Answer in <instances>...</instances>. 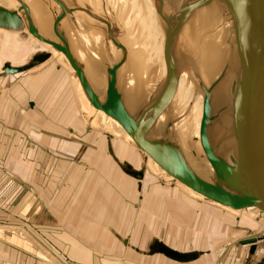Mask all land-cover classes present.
Masks as SVG:
<instances>
[{
    "label": "crops",
    "instance_id": "crops-1",
    "mask_svg": "<svg viewBox=\"0 0 264 264\" xmlns=\"http://www.w3.org/2000/svg\"><path fill=\"white\" fill-rule=\"evenodd\" d=\"M242 12L243 15H246L245 9H242ZM100 33L103 34L102 31ZM101 38L102 40L95 38L97 42L90 44V47L98 49L97 54L101 53L103 57H107L105 47L108 44L105 45L103 37ZM88 41L86 40V46L91 42ZM76 46L72 51L76 49ZM70 47L71 45L68 48ZM73 54L76 61H79L78 66L81 73L89 82L97 86L99 82L95 78L98 77L94 72L97 73L98 70H102L100 72L104 73L103 66L97 70L104 59H101L99 55L97 57L98 63L95 62L98 66L94 69L88 57H85L82 52ZM120 56L124 57V54H120ZM91 57L93 60L94 57L92 55ZM48 63L52 67L46 64L38 71L31 72L32 74L30 73L25 77L9 78L5 82L0 80V217L1 215L4 217L0 218V222L12 223L10 222L12 217L17 215L22 218L25 217L26 222L21 223V225L24 228L26 227V230L32 229L37 234L42 249L59 256L68 254L70 255V261L75 264H89V257L82 256L77 252V247L84 249L83 252L88 251L93 255L99 254L100 251H107L108 246L106 247L99 241L101 238L120 240L124 249L131 240L130 245L142 246L141 249H138V253L155 256L152 259H158L162 263L165 261L163 262L156 255L164 254V256H167L168 264H188L194 261L199 262L198 260L205 262L208 259L205 257V251H199V248L181 249L177 245L173 247L170 239L165 240L162 238L166 242L164 243L157 234L146 231V227L137 224L138 220L136 221V219L143 208L145 209L144 212H148L146 207H150L149 210L156 217L162 216L157 213L159 210L163 214L161 219L157 218L159 227L163 226V230L173 232L171 235L168 233L170 238L175 239L173 243L176 244L177 241L183 240L188 244L190 235L187 225L200 212L199 209L202 206L208 207L206 211L222 209L210 204L206 205L204 202H194L187 193L200 195L189 188H185L187 192L179 191L178 185L173 179L171 180L176 184L174 182L163 184L160 181H165L166 176L155 174L156 176L153 177L151 166L150 171L147 170L148 174H144L145 171L142 173L144 166L140 168V165H143L144 161L145 163L148 162L146 152L143 156H138L136 148L131 146L127 137L123 135L121 125L114 120H107L105 115L100 116V113H95L93 115L95 116L94 124L88 122L91 125H86L83 128L84 132L89 135L87 139L77 136L76 114L72 104L66 103L62 99L66 98L61 93V87L64 86L63 83L60 84V81L63 82V77L62 73L56 68L67 69L69 72L68 77L69 74H72L77 92L83 98L80 100L82 107L86 104V101L74 78V71L70 68L63 54H59L53 61L51 60ZM55 63H58L59 66L52 69ZM120 64L121 61L117 63L116 67L119 73L118 67H120ZM87 69L96 76L94 78L90 76ZM123 81L124 87L122 90L124 95L122 100H124L123 104L126 111L133 118L139 117L140 104H144L145 101L148 102L142 95L144 90L142 92L139 90L138 95V89L130 87L125 89L127 82L125 78H123ZM176 89H174L175 93L173 94L176 103H172L168 97H166L168 100L166 101L165 96H167V93L163 91L158 93L159 98L165 106H168L169 110L162 107L161 114L163 117L157 115L153 123L162 118L165 119L166 113L174 116L179 121L180 115L177 102L181 106L180 108L193 113L192 107L194 106L184 102L180 97H176ZM178 91L184 93L186 97L188 96L187 92H183V85L178 87ZM145 94L149 95L147 92ZM61 100L65 104H61ZM195 107L199 109L198 106ZM87 108L90 109L88 105ZM84 113L88 114V119L90 110L89 112L84 111ZM99 118L102 121L99 122ZM105 123L108 125L109 132H113L117 137L110 133L103 134L106 141L105 147L102 144L103 140L101 142L102 146L98 147L92 142H96L98 136H101L102 133L99 129L95 132L92 127L98 128L99 124L103 126ZM81 125L83 127L85 123ZM134 125L137 126V124ZM196 126L197 124L193 122L189 123V129L193 128L195 130ZM92 133L94 134L93 137H91ZM186 133L191 136L188 127ZM181 143L184 145V148L181 147V152L184 153L183 150L187 145L189 146V143L188 141L186 143V139H183ZM195 144L198 145L197 141ZM110 157L111 162L116 159L114 162L118 165L117 167H111L108 164ZM152 165L156 167L155 164ZM129 167L130 173L134 174L136 178L129 175L128 171L125 170ZM107 168L110 170L109 174L116 178L115 181H111ZM139 173H142V176H150V178L141 179ZM137 174H139V179H137ZM10 177L20 179L23 186L14 182ZM156 184L159 186H155ZM130 192L137 195V199L132 200L133 195L131 197L126 195ZM177 192L179 196H176ZM182 199L185 203L181 201ZM188 201L195 203V205H191ZM225 212L232 214L230 211L225 210ZM242 212L243 210L240 215L241 221L244 216ZM213 214L216 217L219 216L221 220L226 218V216L218 215V212ZM165 216L166 221L163 219ZM148 219L146 218L144 221L145 226L148 225ZM157 221L154 220L153 223L156 224ZM164 221L165 223H163ZM235 221L232 220V222L226 224L228 226L226 234L223 233L225 234L224 238L218 242L219 245L217 244L214 250H211L214 257L217 258L215 264H223L224 258L231 249L232 264H264V222H259L256 228H245L239 226L238 218H235ZM222 224L219 222L217 229H223ZM18 228L24 230L22 227ZM129 232L131 233L128 234ZM24 233L29 235V231H24ZM183 233L184 236H181ZM134 236L138 237L139 243L137 238L134 239ZM252 237L255 239L252 244L243 245L244 240H240L241 238L252 239ZM203 241L204 232L198 240L194 238L193 243L204 247ZM141 242H143V245H141ZM199 242L201 243L199 244ZM104 246L105 249L103 250ZM110 251L108 250V252ZM119 252L125 254L124 250ZM152 259L149 258V260ZM140 260L144 261V259ZM121 264L125 263L121 262Z\"/></svg>",
    "mask_w": 264,
    "mask_h": 264
},
{
    "label": "bare ground",
    "instance_id": "bare-ground-1",
    "mask_svg": "<svg viewBox=\"0 0 264 264\" xmlns=\"http://www.w3.org/2000/svg\"><path fill=\"white\" fill-rule=\"evenodd\" d=\"M232 16L233 21L240 19L235 13L234 8L226 0H0V28L24 36L23 40L15 39L14 42L15 46L19 47L20 50H5L2 52L0 80L5 82L6 79L17 78L24 75L23 73L36 72V70L38 71V69L48 64L55 56L63 54L70 68L74 71V78L80 87L86 104L90 107L89 121L95 113H100V116L105 115L102 111L94 108L92 105L94 101V105L106 108L112 107V112L117 114L118 117L129 120L133 125L137 124L135 126L136 131L146 139L148 144L154 147L158 145L160 147H169L171 143H175L191 170L202 180L211 182L214 171L206 158L202 159V148L195 144L196 141L200 144L199 128H201L202 133L206 132L207 134V146L210 147L212 153L220 161L223 160L224 187L231 188L236 192L242 185L237 175L238 164L240 163L238 156L243 157L241 162L243 161L245 166H251L252 168L257 165V158L264 159V76H262L264 71L257 63V53L254 50L255 48L252 47L250 36L244 27V33L237 37L232 26ZM121 19L129 21L126 26H129L130 29L128 27L124 28L123 25H121L120 29L128 31L127 37L132 42L137 41V38L131 32L138 35L141 34L142 36L145 35L144 31L140 30V28L158 33L157 35L149 36V40H146L140 49L137 47L138 50H134L135 54L133 50H130L134 61L131 66L128 65L127 59L120 56V54H124V48L127 45H130L132 49L135 48L130 44V40L125 35L121 37L127 44L126 46L117 41L113 42L118 44L115 45L108 40V37L109 39H115L114 33L116 31L111 29L110 26L117 28L116 26L120 25L117 21ZM103 26L106 31V40L108 41V45L105 48L107 57H103L101 53L97 54L96 51L98 49L91 48L90 45H81L82 42L95 38L85 37V40L80 39L85 33L93 37L95 32L93 34L92 32L97 29L96 33H99L102 31ZM240 37L243 38L242 44L243 47L245 45L244 50L240 46ZM156 42L163 43L167 51H174L172 53V62L175 69L173 70L181 71L187 75H183L184 84L181 78H179V83L183 85V92H187L188 96L186 97L184 93L179 92L177 88L176 97H180L184 102L193 105V113L180 108L181 106L177 102L180 115L179 121L174 116L167 115L168 113H166L165 119L162 118L153 123L157 115L163 117L161 114L162 107L169 110L168 106L164 105L156 92L157 90L158 92L160 91V86L156 82L155 72L160 69L158 65H161V53ZM69 43L78 44L77 46H79L83 55L88 57L94 69L98 66L96 64L98 63L97 57L100 55V58L104 59L102 60V65L97 68L98 70L103 66L104 73L100 72L102 70H98L97 73L94 72L98 77L95 78L99 82L97 86L90 84L81 73L78 66L79 61H76L73 52L71 53L67 47L68 45H66ZM83 47H85V51ZM30 48L34 49L33 54L30 50L26 51ZM177 50L182 54V58L186 62L184 67H181L182 61L178 57ZM26 52L31 53L33 57L30 55L29 58L23 60ZM140 53H145L146 57L144 59L149 58L146 60L151 64V76L154 82L150 86H147L146 82L142 84L144 87L140 84L142 81V79L140 81V77L147 79V74L140 64L143 58ZM91 55L94 57L93 60ZM120 61L121 64L118 67L119 73L116 67ZM163 62V69L168 70L172 66V63L170 64V61L166 58ZM129 67L132 70V74L135 71L130 88L138 89V95L139 90L141 92L144 90L142 95L144 99L148 100V102L145 101L144 104H140L139 117L135 118L131 117L130 113H127L123 104L124 100H122V96L124 95L122 90L124 87L123 78H125L126 74H129ZM88 72L93 78L96 76L94 73H90V70ZM136 74L140 77L138 78ZM166 75L168 78L171 76L167 73ZM69 77L73 80V76L69 74ZM101 79L105 82L104 84H100ZM81 81H84L88 89L93 93V99H90L85 93ZM134 81L137 84L136 86L133 83ZM138 82H140L139 85ZM176 87H173L171 94L167 92V89L164 91L161 85L163 92L167 93L166 95L171 99L172 103H176L173 97ZM145 92L149 95L145 94ZM75 93H77L76 96L80 100L83 99L80 97L77 89ZM206 93L207 105H203ZM77 105L85 124L91 125L87 123L88 114L84 113V108L79 103ZM195 106H198L199 109ZM212 107L216 111L218 129L221 135L219 137L221 140V155L216 152L211 140L206 125L207 117L205 114L202 115L204 113L202 111ZM106 118L107 120H113L109 116H106ZM98 121L102 120L99 118ZM190 122L197 124L195 130L193 128V130L189 129ZM103 126L99 124L98 128L94 127L92 130L99 129L102 134L110 133L115 136L113 132H109L107 123ZM187 127L191 136H188L186 133ZM237 130L241 132L238 138L243 143V146L240 148L237 146ZM123 135L127 137L129 144L136 148L138 156L145 154V151L143 152V150L135 145L124 129ZM183 139H186V143L187 141L189 143V146L187 145L183 150L188 156L181 152L182 148H184L183 143H181ZM146 155L148 162L145 163L144 161L143 165H140V168L144 166L142 173L145 171L144 174H148L151 166V175L153 177L156 176L155 174L166 176V180L160 182L164 184L175 181L179 191L187 192L185 188L188 187L169 176L151 160L148 153ZM200 158L202 162H199ZM152 164H155L156 167ZM262 164L264 163L262 162ZM114 165L115 167L118 166L115 162L110 164L111 167H114ZM122 165L124 166V164ZM129 169L130 167L128 169L125 168L128 171L127 173L134 177L135 175L130 173ZM106 170H108L109 174L110 170L108 168ZM142 173H139L141 179L150 178V176H142ZM139 174H137V179H139ZM228 174L231 177H228ZM110 178L111 181H115L116 179L111 175ZM250 181L246 175L244 184L252 187L253 184ZM189 189L192 190L191 188ZM187 194L194 202L200 201L206 205L210 204L224 211H230L232 215L240 216L241 211L244 210H234L218 205L201 195ZM256 221L258 219L251 220L253 223ZM240 222L242 221L240 220ZM242 225L245 224L243 223ZM11 230L13 228L9 229L10 232ZM22 239L26 241L23 237ZM247 240L244 239L243 245L253 243L246 242ZM7 254L0 252V264H9V261L5 260L4 257ZM162 255L164 256V254Z\"/></svg>",
    "mask_w": 264,
    "mask_h": 264
},
{
    "label": "rangeland",
    "instance_id": "rangeland-1",
    "mask_svg": "<svg viewBox=\"0 0 264 264\" xmlns=\"http://www.w3.org/2000/svg\"><path fill=\"white\" fill-rule=\"evenodd\" d=\"M226 1L229 4H231V6L234 8L235 13L238 15V17L242 21L243 27L246 26L244 28L246 29V32L250 36L252 47L255 48L254 50L256 51V53H258V55L261 58H263V60H264V51L260 50V48L258 47V43L260 41V37L258 35V33H259L258 27L256 25H253V23L250 24L249 20L247 21V15H243V12H242V9H244V8H242L240 6L238 1H235V0H226ZM117 22L120 24V25L116 26L117 28H115L113 26H110L111 29H114L116 31L114 33L115 39L114 38H110L109 39V37H108V40H109L110 43L112 42V44L118 45L117 43H113V42L117 41L118 43H122V44H124L126 46L127 44L122 40L121 37L123 35H125V37L127 39H129L127 37L128 36V34H127L128 31L126 29H122L121 30L120 28H121V25H123L124 28L128 27V29H130L129 26H126L127 23H129V21L127 19H121V20H119ZM102 28H103L102 31L104 33L103 35L100 33L101 31L99 33H96V30H97L96 29V30H94L92 32V34L95 32V35L93 37H92V35H89V34L86 35V33H85V35H82L80 37V39L81 40H85L86 38H99V39L102 40L101 37H103L104 44L106 45V44H108V41L106 40V36H105L106 31L104 30V26ZM140 30L144 31L145 35L142 36L141 34L138 35L137 33L131 32L133 34V36L137 38V41L132 42L129 39L130 40V44L133 47H135V48L132 49L130 47V45H127L128 47L126 46V48H124V59H127V61H128L127 63L130 66H131V64L134 63L133 55H132L131 51L133 50V53L135 54L136 52L134 50L135 49L138 50V48L140 49V47L144 44V42H146V40H149L148 39L149 36H151V35L154 36V35L158 34V33H155L153 31L150 32L149 30H146L144 28H140ZM19 35L16 34V33H13V32H10V31H7L5 29L0 28V37H1L0 38V40H1L0 41V60L2 59V55H3L2 52H4L5 50L6 51H8V50H20V48L15 46V44H14L15 39L16 40H18V39L23 40L24 39L23 35H21V34H19ZM159 39H160V37H159ZM89 41H91V42L88 45H90V44H92L94 42H97V41H95V39H89ZM81 44H82V46L83 45L86 46L87 43H86V41H84ZM66 45H68L67 47H69L71 45V47L69 48L71 53L73 52L75 54H79L81 52L80 48L78 46H76V44L74 45V43H69V44H66ZM75 46H76V49H74L72 51V49L75 48ZM157 46H158V48L160 50V53H161L160 54L161 55L160 56L161 65L160 66L158 65V67L160 69L155 72V74H156L155 75L156 76V82H158V85L160 86V91H163V89H164V91H166V89H167V92L172 94L173 87H176V86H177L176 88L180 87L179 78H181L183 80V84H184V81H185L184 80V76H187V75H185L181 71L173 70V69H175V67L173 65V62H172V60H173L172 59L173 58V54L172 53L174 52L173 50L167 51V48L164 46L163 43H157ZM29 50H30V52H32V54L34 53V49L30 48V49H27L26 51H29ZM84 50H85V47H84ZM177 52H178V57L182 61V65L183 66L181 65V67H184L186 62L182 58V54H180L178 50H177ZM32 54L31 53L29 54L28 52H26L25 55H24L25 57L23 58V60L29 58L30 55H31V57H33ZM140 54L143 56L140 64L142 65V67L144 68V70H145V72L147 74V79H143L138 74H136L138 76V78L140 77V81L142 79L141 83L138 82V85L140 83L141 86L144 87V85H142V84L144 82H146L147 86H150L152 84V82H154V79L151 76V72H152L151 68H150L151 64L146 60V59H149V58L144 59V57H146L145 53L144 54L140 53ZM141 55H139V56H141ZM55 58H56V56L53 59H51V60L53 61ZM165 58L170 61V64L172 63V66H170V68L168 70H166L165 68L163 69V67H162L163 63H164L163 61H164ZM158 61H159V57H158ZM257 63L261 67V69L264 71V67L260 64V62L258 61V58H257ZM48 65L50 67H52L50 65V63H48ZM56 66H59V64L55 63V65H53L52 69H55ZM153 68L156 69L155 67H153ZM56 69L59 72L62 73V77H63L62 78L63 82L60 81V84L63 83V86H64L63 88L61 87V89H62L61 93L63 94L64 97L66 96V98H62V99L66 103L69 102V104H72V107L74 108L73 110L75 111V114H76L77 124H78L76 134H77V136H80L83 139H85V138L87 139L89 135H87L84 132V130H83V128H85V126L87 124H85L82 127L81 124L85 123L84 122V118L82 117V114H81V111L79 110V107L78 106L76 107V105H77L76 103H79L81 106H82V104L80 102L79 97L76 96L77 93H75L76 87H75V84H74V80H71L68 77V75H67L68 74V70L67 69H63L61 67H59V69L58 68H56ZM174 71H175V73H174ZM30 73L31 72L23 73L24 75H21L18 78L25 77L26 75H28ZM71 73H72V71H71ZM128 73L129 74H126V76H125V81L127 82V84L125 86V89H128V87H131V85H130L131 83H129V82H132V79L134 78L135 71L132 74V70L130 68V71H128ZM166 73L169 76L171 75L170 78L167 77ZM70 76H72V74H70ZM64 78H66V79H64ZM176 81H177V83H176ZM101 82L103 84L105 83L104 81H101ZM165 82H167V83H165ZM89 83L90 84H94L92 82H89ZM133 83H134L135 86L137 85L135 81ZM161 85L163 86V89L161 88ZM181 86H182V84H181ZM160 91L158 92V90H157V93H160ZM166 97H168V96H165L166 101H168ZM168 99L171 100L170 98H168ZM63 101H62L61 104H65ZM87 105L88 104H85V105H83V107L85 108L84 109L85 111L89 112L90 109L87 108ZM204 114L207 117L206 118V120H207L206 125L208 127L207 129L209 131L211 140H212V142L214 144L216 152L220 154V151L222 149H221V140H220L219 137L221 135H220V130L218 129V123H217V117H216L215 108L212 107V108H209L207 110H204ZM94 117L95 116H93V118L90 119V121L92 122L91 124H94L93 123ZM88 119H86L87 123L90 122ZM199 130H200L199 134H201V128ZM95 132H96V130H95ZM236 133H237L236 137H237V141H238L237 146L240 148V147L243 146V143H241V141L238 138V136H239V134H241V132H239L237 130ZM93 136H94V134L92 133L91 137H93ZM102 140H103V142H102ZM101 142H102V144L105 147L106 141H105V137H104L103 134L101 136L99 135L97 141L96 142H92V143L94 145H98V147H99V146H102ZM199 143L200 144H198V146L200 148H202L203 144H202L201 139H199ZM203 158H205V156H204V153L202 152V159ZM230 158L232 160L231 156H230ZM202 159L200 158L199 162H202ZM111 160L112 159L110 157L108 164L113 163V162H111ZM222 162H223V160H221V163ZM222 166H223V163H222ZM10 178L14 182H16L19 185L23 186V183H22V181L20 179H16V178H13V177H10ZM109 184H111V183H109ZM155 186H159V185L156 184ZM121 191H123V190H121ZM123 192H125V191H123ZM176 194H177L176 196H179L178 192ZM126 195L129 196V197H131L133 195L134 197H131L132 200H134V198L137 199L136 198L137 195L133 194V192L132 193L130 192L129 194H126ZM184 198L187 199L185 196H184ZM135 201H137V200H135ZM181 201H183L185 203V201L183 199ZM188 202L191 205H195V203H192L190 201H188ZM207 208H208L207 206H202L201 209H199L200 212L197 213V215L194 217V219L187 225V227H189V229H187V230H188V233L190 235V238L188 239V244H186L187 242H184L183 240L182 241H177L178 243H176V244L173 243V240H175V239H172V238H170L168 236V233H169V235H171L173 232H168V230L167 231L163 230L162 229L163 226L159 227L157 218L159 217L161 219L163 217V214H161L162 212H160L158 210V208H157V210H158L157 213H160V215H162L161 217L160 216L156 217L155 214L151 210H149L150 207H146L148 212H144L145 209L143 208L142 211L140 213H138L136 221L138 220L137 224H140V225H143L144 227H146L145 228L146 231L153 232L154 234H157L158 237H160L161 239L162 238L165 239V240L166 239H170V242H172V246L173 247H175V245H177L181 249L192 250V249L199 248V251H205V254H206L205 257L208 258V259L205 260V262H201L200 260H198L199 262L194 261V262L188 263V264H215L216 261H217V258L214 257V253L211 250L212 249L214 250V247L217 246L218 242L222 238H224L223 236L226 234V232H227L226 228L228 226L226 224L232 222V220H233V222H236L235 218L239 219V222H238L239 226L245 227V228H249V227L256 228V225H258L259 222L260 223L264 222V214H260L258 212V210L254 209V208H249V209H244L243 210L242 215H244V216H243L242 222L244 220H246L245 222H243L245 225H242L243 223L240 222L241 216H239V215L238 216L232 215V214H230L228 212H225V211H222V210H218V209H216V211H206ZM216 212H218V215H221L222 217L226 216V218H224V220H221L219 218V216H217L218 217L217 218L213 214V213H216ZM0 218H4L3 215H1ZM146 218H149V219L147 220L148 225L146 224V226H145L144 221H145ZM163 219H165V221H166V216ZM253 219H258V221L253 223V222H251V220H253ZM152 220L153 221L156 220L157 223L154 224ZM165 221L163 223H165ZM10 222H12V223H4L3 221L0 222V244H1L0 245V252L9 254V255L7 254V256L4 255L5 260H8L9 264H75L74 262L70 261V255H68V254H66V255L62 254L61 256H59V255H56L54 253H51L48 250L42 249L41 245L39 244L40 241H39V239H37V234L32 229L26 230L25 229L26 227L24 228V226L21 225V223L26 222L25 217L22 218L19 215H17V216L12 217V221H10ZM219 222H220V224H222V223L225 224V225L222 224L224 230L222 228L217 229L218 228L217 224ZM177 225H178V223H177ZM166 226H167V223H166ZM18 227H22V228H24V230L23 229L21 230ZM8 228L9 229L13 228V230H11V232H10ZM207 229H209V230L207 231ZM24 231H29V235H26L24 233ZM202 231L204 232V241H203L204 247H202L201 245H197L196 243H193L194 238H196V240H198L200 237H202V235H203ZM143 232H145V231L143 230ZM174 232H176V231H174ZM130 233L131 232H129L128 234H130ZM223 233H225V234H223ZM21 235L23 236V238L26 241H24L22 239ZM181 236H184V233ZM135 238H137V241L139 243L138 237L134 236V239ZM177 238L180 239V237H178V236H177ZM163 239L161 241L166 243ZM240 240H244V238H241ZM99 241L102 242L106 247L108 246L107 247L108 250H111V251L113 250L114 252L113 251L112 252L111 251L108 252V250H107V251H100V252H98L99 254L93 255V253L91 254L88 251H84L83 252L84 249L82 250V248H79V247L76 248L77 249L76 251L79 252L80 254H82V256L86 255L87 257H89L88 258L89 259V264H121V262H124L125 264H164L165 262H167L165 264L169 263L167 261L168 258H166L165 256H163L161 254L160 255L159 254L156 255V257H158L160 260H163V262L165 261L164 263H162V261H158V259H152L155 256H151L150 254L138 253V249H141L142 246L130 245L131 240H130V243L128 244V246L125 249L122 248V244H121L122 242H120V240L117 241L115 239L108 240L106 238H101V240H99ZM107 243H110V244H107ZM200 243L201 242H199V244ZM99 244H101V243H99ZM141 245H143V242H141ZM105 246L103 247V250L105 249ZM121 250H124L125 254H121V252H119ZM210 251H211V253H210ZM149 258L152 259V260H149ZM140 259H144V261H141ZM145 262H147V263H145ZM223 264H232V249L229 250L228 255L224 258Z\"/></svg>",
    "mask_w": 264,
    "mask_h": 264
},
{
    "label": "water",
    "instance_id": "water-1",
    "mask_svg": "<svg viewBox=\"0 0 264 264\" xmlns=\"http://www.w3.org/2000/svg\"><path fill=\"white\" fill-rule=\"evenodd\" d=\"M235 1H238L240 6L246 10L245 13L247 15V21L249 20L250 24L253 23V25L258 27V35L260 37L258 47L260 50L264 51V0ZM232 26L237 34V37L238 35L244 33V28L240 19L233 21L232 16ZM242 40L243 38L240 37V46L244 50L245 45L243 47ZM257 56L258 61L264 67L263 58H261L258 53ZM263 73L262 76H264ZM81 85L88 97L93 99L92 96L94 95L88 89L84 81H81ZM206 100L207 93L204 97L203 105H207ZM94 103L95 101L92 104L94 108L102 111L106 116L111 117L115 122L120 124L139 149L148 153L153 162H155L169 176L175 178L184 186L191 188L193 191L197 192L206 199L217 203L218 205L229 207L234 210L254 208L258 210L260 214H264V164H262V162L264 163V159L257 158V165L252 168L251 166H245V163H243V161L241 162L243 157L238 156L240 163L238 164L239 168L237 170V175L238 178H240L242 185L235 192L233 189L224 187L223 185L225 179L222 164L219 158L212 153L210 147L207 146L206 132L202 133L201 130L200 139L203 142V145H201L204 156L214 171L212 174L213 180H211V182L202 180L191 170L188 164L184 161V158L175 143H171L169 147H160L159 145L154 147L148 144L146 139L140 135L138 131H136V128L134 127L135 125H133L132 122L127 119L120 118L117 114L112 112V107H110V109L108 107L106 108L104 106L101 107L96 104L94 105ZM246 175L251 180L250 182L253 184L252 187L244 184L246 181ZM227 176L231 177L230 174ZM254 241L255 239H249L246 242Z\"/></svg>",
    "mask_w": 264,
    "mask_h": 264
}]
</instances>
